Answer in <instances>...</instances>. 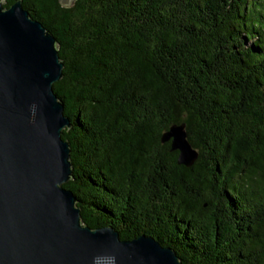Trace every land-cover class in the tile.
I'll return each mask as SVG.
<instances>
[{"label":"trees","instance_id":"16d2710c","mask_svg":"<svg viewBox=\"0 0 264 264\" xmlns=\"http://www.w3.org/2000/svg\"><path fill=\"white\" fill-rule=\"evenodd\" d=\"M21 1L63 63L82 222L182 264H264V0ZM181 124L189 168L162 141Z\"/></svg>","mask_w":264,"mask_h":264},{"label":"water","instance_id":"95a60500","mask_svg":"<svg viewBox=\"0 0 264 264\" xmlns=\"http://www.w3.org/2000/svg\"><path fill=\"white\" fill-rule=\"evenodd\" d=\"M76 0H59L71 7ZM0 0V264H182L154 238L122 240L111 226L91 229L77 208L70 129L52 86L63 75L55 38L19 0ZM189 168L197 152L184 124L162 135Z\"/></svg>","mask_w":264,"mask_h":264}]
</instances>
